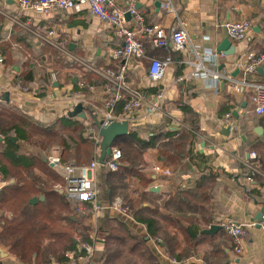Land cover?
Returning a JSON list of instances; mask_svg holds the SVG:
<instances>
[{
    "label": "crops",
    "instance_id": "1",
    "mask_svg": "<svg viewBox=\"0 0 264 264\" xmlns=\"http://www.w3.org/2000/svg\"><path fill=\"white\" fill-rule=\"evenodd\" d=\"M113 1L116 6H122V0ZM138 6L149 24H160L168 31L182 20L189 32L190 43L185 51L179 52L173 50L171 42L168 47L159 48L153 47L147 41V57L131 59L128 62L129 80L148 99L154 98L160 89L169 88V98L165 102V107L172 115L149 114L147 106L145 108L147 115L144 110L141 111L139 115L142 118L135 122L130 121V128L156 125L168 119L167 126L173 131H180L182 128L192 130L185 122V114L176 102L179 79H185L184 101L186 100L196 112L199 125L197 131L192 130L198 136L194 150L204 155L208 161L204 172L217 176L215 183L210 187L213 202L210 216H213L214 220L210 224L197 220L200 231L205 236L196 246L193 255L185 261L175 259L174 262L155 238L148 237L146 227L137 222L130 213L124 214L106 208L96 215H83L76 209L78 202L68 197L74 211L72 218L75 219L76 216L91 238L90 242L76 239L77 247L74 249L81 243H91L95 250L93 264H101L99 259L104 248L105 233L103 229H98V221L108 218L126 222L139 234L147 236L148 245L161 264H206L207 254L219 247L225 248L227 264H264V223L257 220L258 213L264 208V170L259 169L264 167V115L253 112L249 91H234L229 83L221 87L222 81L216 91L208 86L210 78L187 79V74L191 73L192 68L184 62L185 59L194 57V47L200 53L207 49L217 50L226 38L231 40L236 53L226 54L216 66L210 65L214 70L233 74L238 69L236 61L239 55L246 51L264 52V0H140ZM6 14L17 17L24 23L30 21L31 29L55 28L60 37L67 41L73 55L104 67H115L117 64V61L109 56V51L118 47L121 42L113 28L92 15L87 4H80L74 9H57L46 14H38L31 10H22L15 0H0V99L6 101L8 107H13L53 129L61 126L62 120L66 119L63 118L67 108L64 96L83 92L86 99L83 105L88 117L73 118L84 126L83 135L88 138L86 133L90 122L93 121L95 109H105L102 79L69 60L58 49L36 38L30 29L15 23ZM230 18H247L252 22V30L245 40L235 41L229 36L224 22ZM255 27L260 29L259 32L254 31ZM167 56H171L174 62L168 68L164 80L161 83L150 81L148 78L150 58L164 59ZM259 69L261 71L251 77L264 82V64ZM241 74L239 72L237 76ZM83 77L89 83L95 84V89L81 90L78 80ZM18 83L26 87L27 91L16 87ZM51 93L54 97L49 96ZM117 111L119 112L120 108ZM230 111L233 112L236 122L233 129L226 117ZM19 143L23 141L20 140ZM27 147L35 149L29 145ZM52 149V152L59 153L63 160V147L56 146ZM253 152L256 154L255 158L250 156ZM71 160V163L76 164L75 159ZM184 161L189 164L188 158ZM143 162L140 170L147 174V185L135 180L131 181L132 185L141 192L153 193L149 198L161 202L174 190L171 186L175 181L174 167L164 161L158 146L145 151ZM155 164L169 167L172 174L170 176L155 174L151 169ZM248 164L260 171V179L253 180L247 177L246 170L250 169ZM142 165L147 169H141ZM190 166V170L182 177V186H194L196 183L199 170L192 164ZM97 184L98 200L108 207L119 195L113 199L109 197L104 187L102 167L97 170ZM153 187H159V191H153ZM149 204L151 205L147 202V205ZM227 217H234L246 225L245 249L242 254L235 253L233 239L223 227L213 233L204 232L212 224L220 225ZM186 225H189V222ZM0 247H4L9 253L4 258L0 255V264H34L19 260L12 254L9 246L0 244ZM222 259L223 255H218L213 260Z\"/></svg>",
    "mask_w": 264,
    "mask_h": 264
},
{
    "label": "trees",
    "instance_id": "2",
    "mask_svg": "<svg viewBox=\"0 0 264 264\" xmlns=\"http://www.w3.org/2000/svg\"><path fill=\"white\" fill-rule=\"evenodd\" d=\"M6 104L0 99V171L5 182L0 186V244L9 246L12 254L23 262L61 263L66 259V252L77 247L76 233L85 240L91 239L76 216L72 218L74 211L69 198L54 191V184L62 178L50 166L46 154L55 140L63 147L64 162L71 163V159H75L77 165H85L96 156L97 145L83 135L84 126L70 117L69 111L64 112L66 119L61 126L50 129ZM179 108L185 114V122L197 131V114L189 103L185 100ZM167 125L168 119H164L156 125L131 127L129 134L114 142L116 145H120L121 140L125 143V146L120 145L123 159L119 169L113 171L102 164L99 167L103 169L104 187L109 197L122 195L129 205V213L146 227L148 237H161L165 252L173 259L185 261L195 253L205 236L197 220L206 224L214 220L210 216L213 205L210 187L217 176L204 172L208 161L194 150L198 140L196 133L187 128L173 131ZM20 140L23 143L20 144ZM156 146L164 161L174 167L175 181L171 185L174 190L161 202L149 198L153 193L147 191L135 199L128 194L130 181L147 185V174L140 170V165L145 151ZM187 158L189 164L199 170L194 186H182V177L191 168L184 161ZM259 169L264 170V167ZM246 171L247 177L253 180L261 178L251 169ZM11 180L15 181L10 183ZM40 195L45 200L30 202ZM98 229L105 233L101 264H161L148 245L147 236L139 234L126 222L106 218L98 221ZM225 254V248L219 247L207 254L205 263L227 264ZM218 255H223L222 261L213 260Z\"/></svg>",
    "mask_w": 264,
    "mask_h": 264
},
{
    "label": "built area",
    "instance_id": "3",
    "mask_svg": "<svg viewBox=\"0 0 264 264\" xmlns=\"http://www.w3.org/2000/svg\"><path fill=\"white\" fill-rule=\"evenodd\" d=\"M22 10H31L38 14H46L51 11L61 9H74L80 4H87L92 15L98 17L101 21L109 24L115 35L120 39L118 47L109 51V56L117 61L115 67L97 66L88 61L80 59L73 55L67 46V41L60 37L55 28L31 29L30 21L22 22L17 17L7 15L15 23L30 29L33 35L42 42L58 49L69 60L78 63L84 67V70L90 71L102 79V93L104 97L105 109H95L94 113L103 120L105 125L112 121L128 120L129 122L138 121L139 113L147 111L149 114H162L172 116L165 107V102L169 98V88L160 89L152 98L148 99L141 90L133 85L128 78V62L131 59H143L147 57V47L145 40L149 41L153 47H168L170 42L173 44V50L185 51L190 43L189 32L185 23L179 20L178 24L168 31L160 24H149L146 21L142 9L138 6L140 0H122V6H116L113 0H15ZM127 13L130 17H127ZM224 26L229 36L235 41L245 40L252 30V22L247 18L228 19L224 22ZM194 57L185 59L188 67L192 68L191 73L187 74V79L192 78H210L209 87L216 91L219 89L221 81L229 83L234 91L251 93V103L253 112L257 115H264V82L255 80L251 76L257 74L259 68L264 64V52L256 53L246 51L238 56L236 66L241 72V76H234L229 72L222 70H214L210 65H218L219 60L226 54L223 51L207 49L204 53H200L196 47L193 49ZM173 58L167 56L164 59L150 58L148 69V78L155 83H161L166 75L168 68L173 64ZM81 90H93L95 84L89 83L84 77L78 80ZM27 91V88L18 83L16 87ZM54 97V94H49ZM56 96V94H55ZM64 102L67 105L66 111L73 109L78 103L86 102L83 92L69 93L64 96ZM118 108L120 111L118 112ZM230 120L231 128L236 126L233 112L226 114ZM1 135V133H0ZM90 140L97 145L96 156L89 164L77 165L73 163H65L59 153H49L47 156L48 163L60 174L62 181L54 184V188L63 189V191L71 199H75L77 211L80 214L96 215L102 210L109 208L124 214L129 213V207L125 205L124 199L117 196L107 207L98 200V184L97 170L101 165L99 161L101 135L94 123L90 122L86 133ZM251 158H255L256 154H250ZM123 159V150L119 145L111 146V153L106 159V166L111 170L117 171ZM248 168L253 172L260 171L248 164ZM141 169H147L144 165ZM155 174L170 176L172 171L169 167L161 164H155L151 167ZM4 184L3 174L0 171V185ZM264 223V215H263ZM220 225L232 237L236 254L244 252V241L246 235V225L235 219L234 217L225 218ZM160 243V237L155 238ZM168 255V254H167ZM66 259L62 264H93L95 258V250L90 243H81L77 249H71L65 254ZM176 262L175 259H173ZM231 264V263H230Z\"/></svg>",
    "mask_w": 264,
    "mask_h": 264
},
{
    "label": "water",
    "instance_id": "4",
    "mask_svg": "<svg viewBox=\"0 0 264 264\" xmlns=\"http://www.w3.org/2000/svg\"><path fill=\"white\" fill-rule=\"evenodd\" d=\"M157 4H159V2H157ZM127 17H130V14L127 13ZM259 28L255 27L254 31L259 32ZM219 52L223 51L225 54L227 55H234L236 53V49L235 46L232 45V42L229 38L224 39L221 44L219 45L218 49ZM259 71H261V69H259ZM239 73V69L236 70V72L233 73L234 76H237ZM185 84L186 81L184 78H180L179 79V83H178V95L176 97V102L178 104H182L184 102V94H185ZM221 87H225V81L221 82ZM68 115L70 117H75V116H79L81 118L86 119L88 116L85 112V107L83 105V103H78L73 110L69 111ZM93 117V121L99 131V134L102 137L101 143H100V156H99V161L102 165L106 164V159L108 158V156L111 153V146L114 144L115 140L121 136L127 135L130 133V124L128 120H123V121H112L111 123H109L108 125L103 124L104 121L100 120L98 118V115L96 113H93L92 115ZM0 139H2V137L0 136ZM51 166L53 167V165L51 164ZM153 191H159V187H153L152 188ZM54 191L60 193V194H64L67 196V194L63 191V189H57L54 188ZM45 197L43 195L40 196H34L30 202L31 203H36L39 200H44ZM263 215H264V208L261 209V211L258 213L257 215V220L259 221V223L263 222ZM221 225L219 224H212L209 229L204 230V232L207 233H213L219 229H221ZM8 251L5 250L4 247H0V255L1 257H6L8 255Z\"/></svg>",
    "mask_w": 264,
    "mask_h": 264
},
{
    "label": "rangeland",
    "instance_id": "5",
    "mask_svg": "<svg viewBox=\"0 0 264 264\" xmlns=\"http://www.w3.org/2000/svg\"><path fill=\"white\" fill-rule=\"evenodd\" d=\"M120 143V145L122 146V145H124L125 146V143L123 142V140H121V142H119ZM61 143H59L58 141H55V140H53V142H52V145H50V148L48 149V152H47V154H46V156H48V154L49 153H51L52 152V148L53 147H56V146H59V148L60 147H62L61 145H60ZM119 145V146H120ZM50 150V151H49ZM61 150V149H60ZM142 163H144L143 161H142ZM141 163V164H142ZM15 180H11L10 181V183H12V182H14ZM7 183V182H6ZM54 189V188H53ZM128 194H130L131 196H133L135 199H137L142 193H141V191H139V190H137L136 188H134L133 187V185H132V182L130 181V186H129V188H128ZM120 197H122L123 199H124V203H125V205L126 206H128L129 207V205L127 204V202H126V199L122 196V195H119ZM67 197H68V195H67ZM89 230V229H88ZM86 232H87V230H86ZM88 233V232H87ZM94 233V232H93ZM89 234V236H90V233H88ZM91 235H93V234H91ZM75 238L76 239H81V241L82 240H84V238H83V236L81 235V234H79V233H76L75 234ZM161 238V237H160ZM91 239V238H90ZM161 240H162V238H161ZM88 242H90L89 240H87ZM91 244V243H90Z\"/></svg>",
    "mask_w": 264,
    "mask_h": 264
}]
</instances>
